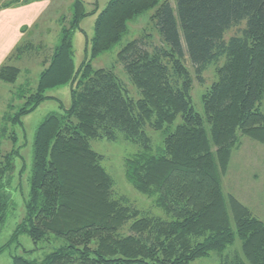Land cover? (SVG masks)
Masks as SVG:
<instances>
[{"label":"trees","instance_id":"1","mask_svg":"<svg viewBox=\"0 0 264 264\" xmlns=\"http://www.w3.org/2000/svg\"><path fill=\"white\" fill-rule=\"evenodd\" d=\"M150 10L159 43L148 40L149 48L142 49L134 39L118 54L137 90L134 97L115 68L95 69L93 62ZM97 11L88 12L83 0L73 3L70 27L62 28L60 44L27 98L31 108L23 106L8 119L21 124L49 99L48 90L71 85V106L48 116L36 131L26 216L14 235L27 234L37 246L52 236L63 243L40 262L16 256L13 264H191L212 253L221 264H264V221L223 187L241 139L264 145V0H177L176 9L169 0H110L76 68L72 34ZM32 48L24 41L14 50L0 68L2 81H17L20 70L10 61ZM187 57L202 85L206 71L216 70L217 80L202 97L203 115L194 108ZM178 118L163 150L153 154L150 132ZM120 138L141 148L126 159L125 174L153 200L148 211L115 194V180L91 146L93 140ZM12 139L18 140L15 134ZM17 150L0 161V227L11 206L7 190ZM237 238L241 252L230 249Z\"/></svg>","mask_w":264,"mask_h":264},{"label":"rangeland","instance_id":"2","mask_svg":"<svg viewBox=\"0 0 264 264\" xmlns=\"http://www.w3.org/2000/svg\"><path fill=\"white\" fill-rule=\"evenodd\" d=\"M30 0H0V8L11 2L23 3ZM76 0H49V6L44 14L35 23H31L36 11V6L31 13L24 17L16 13L17 20L23 19L26 34L24 41H31L35 48L29 51L23 59L10 61V64L17 67L20 72L17 81L6 83L0 79V161L13 149H18L19 157L15 160V171L8 187L11 197V206L4 224L0 227V264H13V258L22 256L30 261H42L46 256L56 251L63 243L61 239L51 237V242L40 243L38 246L27 234L15 235L18 225L26 216V200L30 192V177L33 168V144L38 127L45 119L53 113H61L62 109L69 108L72 103L71 85L66 84L47 91L49 99L42 102L33 112L21 118V124L12 125L8 121L9 117L16 115L21 107L26 106L27 98L37 86L40 73L44 69V61L48 60L54 48L60 44L62 28L70 27L73 17L72 5ZM88 12L96 7L98 11L86 17L80 28L72 34L73 59L76 68L84 62L87 53L86 47H91L95 33V22L99 12H101L110 0H83ZM176 9L177 0H169ZM37 8V9H36ZM155 10L147 11L134 18L129 23L128 33L122 41L110 51L100 55L94 62L95 69L115 68L117 74L126 82L131 95L137 97V90L127 80L123 64L119 61V52L122 48L133 41L140 40L142 49L149 48L148 40L159 43V36L152 16ZM10 13L5 14L8 17ZM14 21V20H13ZM11 19L6 18L4 27V42L7 45L13 37L14 24ZM13 26V27H12ZM25 28V27H24ZM233 31L230 35H233ZM144 35V37H143ZM182 41L184 42L183 34ZM23 41V42H24ZM7 62V61H6ZM186 65L193 76L192 97L195 110L203 115L202 97L207 89L217 80L216 70L210 68L204 74L205 84H200L195 78L193 67L186 58ZM24 95V98L22 97ZM264 112V102L262 105ZM180 118L172 126L157 132H150L153 139V154L160 153L164 148V140L171 133ZM15 134L17 142L12 139ZM93 150L102 155V166L109 172L115 180V194L125 197L141 211H148L152 207L153 200L139 193L127 180L125 174L126 159L137 154L141 148L138 144L120 138L118 141H108L106 139L91 141ZM223 187L226 195H232L243 205L248 207L252 213L264 221V145L254 140L243 137L241 145L233 152L227 173L223 176ZM155 216H164L160 209H153ZM234 251L241 252V241L237 238L233 247ZM191 264H221L217 253H212L206 258L199 259Z\"/></svg>","mask_w":264,"mask_h":264},{"label":"crops","instance_id":"3","mask_svg":"<svg viewBox=\"0 0 264 264\" xmlns=\"http://www.w3.org/2000/svg\"><path fill=\"white\" fill-rule=\"evenodd\" d=\"M49 4V0H30L29 2L18 3L12 7L0 8V68L6 63L14 50L24 41V38L26 36V34L23 33L24 27H29V25H26V27L23 24L26 20L20 19L16 21V18L18 17L14 12H17V14L19 15H24L25 13H27L24 16L26 17L31 13L33 6H39L38 9H40L36 11V14L31 21V23H35L42 16V14H44V11L47 9ZM7 13H10L8 17H6L5 15ZM6 18H8V20H14L13 22L16 23L14 24V33H16V37H13L7 45L4 42V27L1 26L3 23H5Z\"/></svg>","mask_w":264,"mask_h":264}]
</instances>
